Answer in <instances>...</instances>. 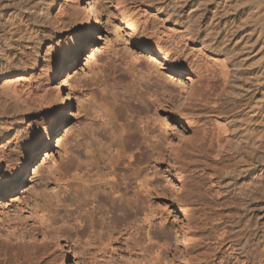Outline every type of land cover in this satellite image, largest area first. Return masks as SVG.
Returning <instances> with one entry per match:
<instances>
[{
    "label": "rangeland",
    "instance_id": "1",
    "mask_svg": "<svg viewBox=\"0 0 264 264\" xmlns=\"http://www.w3.org/2000/svg\"><path fill=\"white\" fill-rule=\"evenodd\" d=\"M88 1L45 0L43 11L47 9L49 19L42 26L38 18L22 13L25 2L3 0L0 5V55L10 52L11 56L0 77V247L5 244L3 240L14 246L2 255L0 264H139L140 252L127 251L130 243L125 241L128 234H123V230L112 226L108 231L103 222L95 225L94 233L90 227L82 229L83 222L74 220L84 216L87 208L79 200L81 190L75 177L86 170L95 171L96 163L104 169L117 151L124 155L125 165L131 162L134 171L137 165L143 167L151 186L159 185L160 194L151 196L158 207V225L154 223L150 231L165 229L170 236L161 234L152 239V243L159 241L158 250L166 257L158 264H184L190 254L194 259L191 264H257V256L264 259V241L257 245L258 250L248 252V258L238 250L227 249V245L221 253L214 249L216 240L211 225L213 212L218 208L207 199L192 203L196 199L193 195L188 197L192 186L179 187L181 177L174 164H180L183 156L175 159L173 154L179 150L175 146L173 150L168 141L176 144L190 140L194 115L203 117L200 122L222 115L223 120L248 123L257 135L254 181L262 190L250 212L253 228L257 226L258 239L262 240L264 0H99L96 14L89 11ZM170 7L174 12L181 11L178 18L190 11L192 41L188 46L177 43L168 33L170 37L164 35L162 51H158L151 36L162 28H172L164 19L166 8ZM31 22L37 25V32L33 33L39 39L36 48H26L13 57L11 51H18L16 31ZM8 23L13 25L8 27ZM211 49L219 54L216 63L210 62ZM188 61L196 73L203 74L212 67L213 86L217 91L225 89L223 97L227 101L218 111L184 105L185 93L204 82L185 69ZM219 64L232 72L227 83L219 74ZM56 66L59 69L51 77ZM150 67L156 68L160 76L147 83L144 78ZM136 90L143 92V98L150 94L159 97L157 103L161 107L157 113L154 106L148 112L149 117L160 118L156 131L162 137L161 148L166 154L156 166L152 150L144 148L140 137H130L127 142L120 137L130 122L142 120L147 113L131 97ZM154 169L159 170L156 180ZM236 181L238 186L250 180L243 174ZM54 193L68 206L58 214H48L51 226L42 229L39 215L47 212L45 204L53 201ZM223 207L224 215L234 213L228 203ZM184 208H190L194 220L189 212L191 220L187 221ZM203 212L212 221H204ZM142 216L132 211L125 220L115 218V224L129 226L128 222L136 221V225H141ZM20 228L27 237L20 235ZM52 228L59 233L55 234ZM187 228L198 241L189 252L183 241ZM110 232L112 241L105 245ZM31 242L39 244L38 260L31 257V250L26 247ZM251 258L255 260L250 262Z\"/></svg>",
    "mask_w": 264,
    "mask_h": 264
},
{
    "label": "bare ground",
    "instance_id": "2",
    "mask_svg": "<svg viewBox=\"0 0 264 264\" xmlns=\"http://www.w3.org/2000/svg\"><path fill=\"white\" fill-rule=\"evenodd\" d=\"M12 1L19 4L25 2L26 5L23 6L22 13H27L35 18H38V20H40V26H42V23L45 20L49 19L47 9L45 8L46 10L43 11L42 5L45 0ZM2 2L3 0H0V5ZM88 5L89 11L96 14L99 8V0H89ZM190 14L191 13L188 10L182 18H178V16H181V11L174 12L172 7H170V9L166 8L164 19L169 20L172 28H162L160 31H155L151 36V38H153V47L158 51H162L161 42L164 35H166L165 38L170 37L168 33L176 38L177 43L184 42L185 45L188 46V44L192 41L194 33ZM12 25V23H8V27ZM36 26V23L31 22L27 23L23 29L16 31V34L18 35L16 48L18 51H11L13 57L17 56L18 53H24L26 48H36V45L39 42L37 36H33V33L37 32V30H35ZM88 41L90 43L89 39ZM210 52H212V60H214H210V62L216 63L217 60H219L218 52L213 49H211ZM10 57V52L0 55V77L4 73L3 68L6 66ZM184 64L186 66V70H190V73L198 75V77L204 80L201 87L199 86L197 89H190L185 93L184 105L198 106V109L202 111L205 109L218 111L219 108L223 107V105L227 102L223 97L225 95V89L217 91L214 88L213 79L215 74L212 67L206 68L202 74V72L196 73L191 71L190 68L192 67H189L191 66V62L188 61ZM58 69L59 67L56 66L50 74L51 77L55 76ZM230 72L231 71L228 66L219 64V74L226 83L229 76H231ZM159 76L160 73L157 72V69L150 67V73L147 76L148 78L146 77L144 78L145 80H143L148 83L149 81H152V78L158 79ZM152 96L153 95L150 94L143 98V92L141 90H136V92H134L131 97L133 100L138 101L137 103L141 104V108H143V111H146L147 113L144 118L142 117V120H138L136 123L134 121L130 122L129 126L122 131L120 137L122 142H127L130 137H140L144 148L149 147L152 150L151 158L155 161L154 165L156 166V162H159L161 158H165L166 154L164 153L163 148H161L162 137L156 131L158 129L157 126L160 123V118L158 116L149 117L150 115L148 114L151 107L154 106L155 114L157 113L158 108L161 107V105L157 103L159 99V97H157L158 95L156 97L153 96V98L150 99ZM177 116H180L179 113ZM194 116V130L190 140L184 142L180 141L176 144L172 143V141H168V144L172 145L173 150L174 146L179 150L176 155L173 154L175 156L174 158L176 159V157L179 158L183 156L181 158L182 163L180 162V164H174V170L177 171L181 177L179 187H183L184 184L192 186L191 191H189L190 195L188 193L189 198H191L192 195L193 197H196V199L194 198V200H191L192 203L207 199L211 201L209 203L213 202V204L217 206L218 209L213 212L215 214L212 219L213 221L204 215V212L202 213V215L205 216L204 221L208 219L212 221L211 229L215 232L216 240V247H214V249L218 250V253H221L223 246L227 245V249H231L232 252L238 250L241 254H244L246 258H248V252H255V249L253 250V248H259L257 245L264 241V233L261 234L263 235L262 240L258 239L257 229H255L257 226L253 228L252 224L254 223L250 212L256 204L255 201L259 199L258 195L260 191H262H259L260 188L257 187L258 185L256 186L254 181L256 164L255 159L258 152L256 144L258 141H256L257 135L248 128V123H245L244 121H227L226 119L223 120L222 115H217L215 119H213L214 116L211 117L213 120L209 118L208 120L200 122L203 117L201 115H199L201 117H196V115ZM143 122L146 123L143 124ZM151 137L153 139H151ZM261 137L263 136L261 135ZM170 145H168L169 148ZM167 147L164 149H167ZM172 148L170 149L172 150ZM166 152H168V150ZM170 158L173 159L172 157ZM170 158L168 159L170 160ZM124 159V155L117 151L109 157L104 169L96 163L93 166L95 169L97 167L95 171L90 172V170H86L82 174L75 177L81 190V197L79 200L82 204L87 206V208H85L84 216L79 215V218L76 216L74 217V220H77L79 223L83 222L82 229L90 227L94 233L96 231L95 225H101L103 222H106L108 231H110V227L112 226L118 228L117 231L120 229L123 230V234H128L125 241L130 243L126 246L127 251L130 252L131 250L137 249L140 252L139 256L142 257L144 262L139 260V264H158L159 261L165 260L166 257H162L161 254H163V251L158 250L160 247L159 241L156 240L152 243V239L157 238L158 235L161 234H163V236L165 235V237L170 236L169 230L161 229L160 232H158V230L150 231L158 218V207L152 203L151 196L153 194H160V191L158 192L159 185L151 186V180L146 177L147 175L145 174L143 167H139L137 165V170L134 171L131 162H128L125 165ZM243 166H245L244 170L242 168ZM158 174L159 170L154 169V180L157 179ZM243 174L248 176L250 180L249 183L238 186L235 185L237 184L236 179L241 177ZM184 178H188L187 181H185ZM232 185L236 187H232ZM75 191L78 192L76 188ZM162 193L163 190H161V194ZM226 203L229 204L230 209L233 210L234 213L231 212V214L226 213V215H224L223 210L225 209L223 206ZM45 205L47 212L39 215L42 229H44L45 226H51V220L46 216L48 214H58L60 211L66 210L68 203L59 198L58 194L54 193L53 201L50 199ZM132 211L138 216L141 214L143 215L141 225H136V221L130 223L128 222L129 226L122 225V223L115 224V218L120 221L123 219L125 220L129 215H131ZM183 211L185 215L188 216L187 221H190L191 218L194 220V216L193 213L190 212V208H184ZM189 212L191 213V218L188 214ZM200 216L196 218L200 219ZM159 222L161 223V226L163 222L161 220ZM124 223L125 222H123V224ZM143 223L148 225L149 229H145ZM134 224L136 227L133 231H129L130 228H133L131 226H135ZM52 230L55 231V234L59 233L56 228H52ZM187 230L188 231L184 234L183 241L187 252H189L193 251L197 247L198 241L196 242L191 237V229L187 228ZM19 231L21 236L27 237L23 228H20ZM123 234H121L120 237H122ZM145 240H148L151 243L144 244ZM110 241H112L111 232L106 238L105 245H108ZM2 242L5 244L2 246L3 248L0 247V258L6 254L9 248H14L11 241L8 240L6 242V240H3ZM9 243L13 247L9 246ZM38 245L39 244L37 242L26 244V247L31 250V257L35 258V260H38L36 258L39 257H37ZM167 249L164 251H168ZM83 250H85V247ZM153 253L155 255H153ZM258 253L260 252L258 251ZM261 254L262 253H260V256ZM190 255H188L189 257L184 260V264H191L193 256ZM256 255H258L257 252ZM258 257L259 256H257V258L256 256L253 257L256 258V260L253 258L248 260H250V262L255 260L257 261V264H261L264 259L262 257L261 259L263 260H260V257ZM33 258L32 260H34ZM246 258H244V260ZM244 260L240 259V261L243 262Z\"/></svg>",
    "mask_w": 264,
    "mask_h": 264
},
{
    "label": "snow or ice",
    "instance_id": "3",
    "mask_svg": "<svg viewBox=\"0 0 264 264\" xmlns=\"http://www.w3.org/2000/svg\"><path fill=\"white\" fill-rule=\"evenodd\" d=\"M41 135H42V132H41Z\"/></svg>",
    "mask_w": 264,
    "mask_h": 264
}]
</instances>
